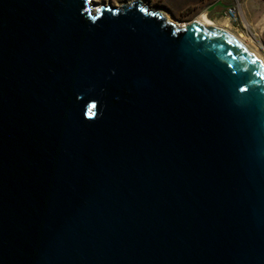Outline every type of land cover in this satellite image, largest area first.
<instances>
[{
	"label": "water",
	"instance_id": "obj_1",
	"mask_svg": "<svg viewBox=\"0 0 264 264\" xmlns=\"http://www.w3.org/2000/svg\"><path fill=\"white\" fill-rule=\"evenodd\" d=\"M0 264H264L263 61L140 0H0Z\"/></svg>",
	"mask_w": 264,
	"mask_h": 264
},
{
	"label": "crops",
	"instance_id": "obj_2",
	"mask_svg": "<svg viewBox=\"0 0 264 264\" xmlns=\"http://www.w3.org/2000/svg\"><path fill=\"white\" fill-rule=\"evenodd\" d=\"M153 5L173 20L187 17L194 21L205 17L235 32L256 37L264 32V0H155ZM233 7L239 10V23H231L225 18Z\"/></svg>",
	"mask_w": 264,
	"mask_h": 264
},
{
	"label": "rangeland",
	"instance_id": "obj_3",
	"mask_svg": "<svg viewBox=\"0 0 264 264\" xmlns=\"http://www.w3.org/2000/svg\"><path fill=\"white\" fill-rule=\"evenodd\" d=\"M125 1H128L126 3H130V2H134V1H138V0H125ZM125 1L124 0H95L97 5L107 4V3L108 4L109 3L112 4L114 2H118V4H121V3L125 2ZM150 5H153V2ZM152 7H154V5ZM195 20H197V19H195ZM174 21L179 23V24H181V25L182 24L186 25L187 23L192 22V19H187V17H183L181 19H176V20L174 19ZM227 28H226L227 30H229L231 33L236 35L239 39L243 40V42L249 44L250 47L255 52V54L264 62V32L261 33L260 36L256 37V36H251L250 34H246L244 32H241V31L235 32L234 30H230L229 27H227Z\"/></svg>",
	"mask_w": 264,
	"mask_h": 264
},
{
	"label": "bare ground",
	"instance_id": "obj_4",
	"mask_svg": "<svg viewBox=\"0 0 264 264\" xmlns=\"http://www.w3.org/2000/svg\"><path fill=\"white\" fill-rule=\"evenodd\" d=\"M102 5V4H101ZM165 13V12H164ZM167 15V14H166ZM168 17V16H167ZM169 18V17H168ZM169 20H171L170 18H169ZM171 21H173V19L171 20ZM196 22H198V23H200V24H202V25H205V26H209V27H219V28H223V29H225V30H227L226 28H225V25L223 26H220V25H218V24H216L215 22H213L212 20H210L209 18H202V19H198V20H195ZM224 24H226V23H224ZM177 25H178V27H180V28H182V27H185L186 25H184V24H179V23H177ZM227 31H229V30H227ZM230 32V31H229ZM233 34V33H232ZM234 35V34H233ZM246 48H248L251 52H253L254 54H255V52L253 51V49L250 47V45L249 44H247V43H245V42H243V40H241V39H239L236 35H234ZM256 55V54H255ZM264 63V62H263Z\"/></svg>",
	"mask_w": 264,
	"mask_h": 264
},
{
	"label": "built area",
	"instance_id": "obj_5",
	"mask_svg": "<svg viewBox=\"0 0 264 264\" xmlns=\"http://www.w3.org/2000/svg\"><path fill=\"white\" fill-rule=\"evenodd\" d=\"M154 0H144L143 3L150 5ZM225 18L229 20L231 23H239L241 18H240V13L237 7L230 8L226 15Z\"/></svg>",
	"mask_w": 264,
	"mask_h": 264
},
{
	"label": "flooded vegetation",
	"instance_id": "obj_6",
	"mask_svg": "<svg viewBox=\"0 0 264 264\" xmlns=\"http://www.w3.org/2000/svg\"><path fill=\"white\" fill-rule=\"evenodd\" d=\"M125 1V0H124ZM140 1H144V0H140ZM126 2H128V1H125V2H123V3H121V4H118V2H114V3H109V4H111V5H113V6H115V7H121L122 5H124ZM108 4V3H107ZM151 6H153V5H151Z\"/></svg>",
	"mask_w": 264,
	"mask_h": 264
}]
</instances>
